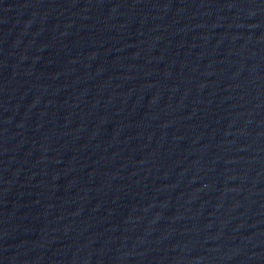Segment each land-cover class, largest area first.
Returning a JSON list of instances; mask_svg holds the SVG:
<instances>
[{"label": "water", "instance_id": "water-1", "mask_svg": "<svg viewBox=\"0 0 264 264\" xmlns=\"http://www.w3.org/2000/svg\"><path fill=\"white\" fill-rule=\"evenodd\" d=\"M0 264H264V0H0Z\"/></svg>", "mask_w": 264, "mask_h": 264}]
</instances>
